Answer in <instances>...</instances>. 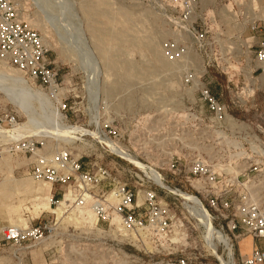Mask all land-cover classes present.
<instances>
[{"label": "rangeland", "instance_id": "374dc122", "mask_svg": "<svg viewBox=\"0 0 264 264\" xmlns=\"http://www.w3.org/2000/svg\"><path fill=\"white\" fill-rule=\"evenodd\" d=\"M11 1L23 23L41 36L59 79L56 87H41L0 62V117L15 118L14 125L8 122L2 129L23 127L28 132L21 140L0 137V264H9L2 233L12 226L27 230L39 225L53 234L45 245L64 252L51 253L45 259L27 256L25 264H49L57 258L61 264H129L119 255L115 258L112 247H123L127 255L140 259L171 254L184 255L193 264H220L204 228L191 212L193 204L182 194L198 197L211 224L231 238L222 229L223 223L213 219L201 194L199 174L191 178L192 183L187 177L197 167L227 177L238 171L233 169L235 159L240 160V167L245 165L249 152L243 146L240 151L234 149L223 128L213 122L200 90H211L235 118L252 126L261 123L264 94L259 72L253 80L248 74L256 69L254 52L261 34L252 33L247 22L264 25V0H192L194 12L188 24L207 32L201 52L197 41L185 32L188 24L178 23L183 0ZM166 42L184 48L177 61L166 57ZM203 61L212 65L205 77L199 73ZM185 62L194 65L198 84L185 82ZM15 75L25 85L19 80L15 83ZM62 102L68 106L65 112L59 110ZM61 124L71 127L69 134L55 133ZM35 133L38 136H32ZM61 152L70 153L84 170L50 189L33 174L35 160ZM120 152L136 161H126ZM99 168L108 170L111 179L100 180ZM230 168L233 170L225 171ZM155 178L169 190L153 185ZM123 184L137 195L133 205L143 204L145 193L156 190L169 218L165 233L150 228L151 209L147 208L141 216L149 230L138 236L144 242L135 245L122 235V223L114 219L119 216L122 197L115 195ZM85 194L89 201L81 205ZM66 195H72L74 201L59 218L52 209H58ZM47 196L51 210L38 207ZM95 204L102 212L94 210ZM84 206L87 210L81 213ZM147 242L154 249L142 245ZM242 242L245 250L246 241ZM231 244L235 264H239L240 245L234 240ZM72 245L84 246L85 253H68ZM213 245L225 256L226 250L214 239Z\"/></svg>", "mask_w": 264, "mask_h": 264}, {"label": "built area", "instance_id": "2783aa9c", "mask_svg": "<svg viewBox=\"0 0 264 264\" xmlns=\"http://www.w3.org/2000/svg\"><path fill=\"white\" fill-rule=\"evenodd\" d=\"M181 7L178 23L188 24L194 12L193 1L183 0ZM247 25L252 33L261 34V39L254 52L256 69L248 74L252 80L253 75L259 72V85L264 94V25L255 22H247ZM185 32L197 41L198 51L204 50L201 43L206 41L207 32L198 31L192 23L185 27ZM163 49L166 57L175 62L183 54L184 48L179 49L176 43L166 42ZM47 56L48 50L41 36L23 23L15 4L11 0H0V62L15 67L19 72L29 76L35 83H39L41 87H56L59 74L51 66ZM185 66L188 68L185 82L192 85L196 82L198 84L199 80L196 77L194 65L191 62H185ZM211 66V62L203 61L205 69L203 77L207 75V69ZM200 92L213 115V122L223 128L222 132L233 143V146L235 145L234 149L240 151L243 146L249 155L244 167H240V160L235 159L233 169L238 171H231L232 168L226 169V172L231 171L227 177L197 167L191 171L187 180L192 183L191 178L193 176L198 177L199 174L200 178L197 180L202 185L201 194L214 215L213 219L219 220L223 223L222 229L226 228L229 231L231 241L234 240L240 245L242 239L251 238V252L247 255L240 254L239 264H264V118L261 123L252 126L249 122L229 114L227 107L219 103L211 90L203 87ZM59 110L67 111V104L62 102ZM8 122L10 125H14L15 118L12 117L8 121V116L0 117V128L8 126ZM83 170L84 165L80 161L72 159L68 152H61L49 159L37 156L33 174L37 179L47 182L52 187L57 183L66 182L74 175H79ZM97 174L100 180L111 179V173L106 169L99 168ZM81 179L84 178L81 177ZM163 181L165 182V180ZM152 182L153 185L157 186L154 180ZM123 185L115 195L117 197L122 196L121 203L118 205V215L129 224L127 228L124 223L122 226L132 232L135 229L147 228L141 212L150 208L151 213L147 223L150 228H155L157 234L159 232L165 233V230L170 227L169 218L167 210L158 201L156 190L150 189L145 193L143 204L136 202L133 205V200L137 195L132 190L126 189V184ZM81 202V205L84 204L82 199ZM148 230L149 227L141 231L139 236L141 237V233ZM52 236L51 230L40 225L27 230L15 226L8 228L2 233L1 239L3 244L8 247V263L25 264L24 261L27 256L32 259L34 256L45 259L54 252L62 254L64 252L62 248L45 245ZM30 242L35 246H44L33 251L31 248L35 246L29 245ZM85 250L86 248L81 245H72L67 248L68 253L78 256L84 254ZM111 250L115 258L119 255L129 264H193L184 255L172 257L170 254L167 257L140 259L134 255H127L123 251V247H112ZM49 264H61V262L59 263L57 258Z\"/></svg>", "mask_w": 264, "mask_h": 264}, {"label": "bare ground", "instance_id": "6f19581e", "mask_svg": "<svg viewBox=\"0 0 264 264\" xmlns=\"http://www.w3.org/2000/svg\"><path fill=\"white\" fill-rule=\"evenodd\" d=\"M49 14V13H48ZM49 17V16H48ZM84 52V51H83ZM89 52H91V51H89ZM86 55V54H85ZM88 56V55H87ZM90 57V56H89ZM89 60H91V57H90V59ZM94 60V59H93ZM96 60V59H95ZM92 61V60H91ZM93 62V61H92ZM94 62H96V61H94ZM89 63H91V62H89ZM93 64V63H92ZM95 65V64H94ZM90 67H91V65H90ZM89 67V68H90ZM93 67V66H92ZM93 68H95V67H93ZM96 69V68H95ZM91 70H92V68H91ZM203 72H205V69H203L202 70V68H201V71L199 72L200 74H203ZM89 74H90V71H89ZM92 74H93V72H92ZM91 74V75H92ZM91 75H90V77H91ZM88 76V75H87ZM11 77V76H10ZM93 77V80H95V77L94 76H92ZM12 79H13V81H15V83H16V81L17 80H19L20 81V83L22 82V83H24V85H25V81L22 79V78H20L19 76H17V75H15L14 77H12ZM92 80V79H91ZM90 80V81H91ZM253 80V79H252ZM8 81V80H7ZM10 81V80H9ZM10 82H12V80L10 81ZM19 83V82H18ZM98 83V82H97ZM10 84V83H9ZM24 85H22V86H24ZM3 86V85H2ZM9 86V85H8ZM21 86V87H22ZM91 86V85H90ZM4 88V87H3ZM6 88V87H5ZM1 89V88H0ZM25 89H27V88H25ZM7 90V89H6ZM36 95H38V94H36ZM39 96V95H38ZM13 98V97H12ZM15 101V100H14ZM17 103V102H16ZM21 107V106H20ZM23 110H24V108H23ZM23 113H24V111H23ZM52 113V111L50 112V114ZM57 114V113H56ZM56 114L54 115L53 114V116L52 117H54V119L55 118H57L56 117ZM26 115V117H27V114H25ZM28 117H29V115H28ZM59 117V116H58ZM31 118V117H30ZM30 121V120H29ZM54 121H57L56 119L54 120ZM31 123L33 122V121H30ZM58 122V121H57ZM57 125H58V123H56ZM55 125V124H54ZM26 127V126H25ZM71 128V127H70ZM70 128L69 127H67V126H63L62 124L61 125H59V126H57V129L54 127L53 129L55 130L56 129V131H55V133L57 134V132L59 133V134H63V133H68L69 131H70ZM53 130V131H54ZM12 131V130H11ZM11 131H7V130H3L2 128H0V137H3V138H11V139H16V140H21V139H23V138H25V136H24V134H27L28 132H23L24 130H23V127L22 128H18V129H16V130H13L12 132ZM42 131H44V130H42ZM52 131V132H53ZM38 131H36V133H37ZM41 132V131H40ZM46 132V131H45ZM30 133H32V131L30 132ZM35 133V134H36ZM42 133V132H41ZM50 133V132H49ZM33 134V133H32ZM32 135V136H38L39 135V132H38V135L36 134V135ZM46 134H48V133H46ZM45 134V135H46ZM52 134V133H51ZM69 134V133H68ZM31 136V137H32ZM40 136V135H39ZM41 136H43L42 134H41ZM48 136V135H47ZM67 136V135H66ZM45 137V136H44ZM118 155V154H117ZM119 155L121 156V158H123V159H125L126 161H129V162H131V163H134L136 160L132 157V156H130V155H128V153H124V152H120L119 153ZM118 155V156H119ZM119 156V157H120ZM156 180H154L155 182H156V184H157V186L158 187H160L161 189H165V190H169L167 187H165V186H163V185H161L160 184V182L157 180V178H155ZM45 187H49L50 189H51V186H50V184H48L47 183V185L45 186ZM171 192H174L173 190H170ZM178 192H180V191H178ZM181 193V192H180ZM45 195V194H44ZM67 196V195H66ZM181 196V195H180ZM182 197L184 198V199H186L187 201H189L191 204H193V206H191V212H192V214H193V216L198 220V222H199V224L204 228V230H205V234H206V236L208 237V239H207V241L209 242H207L208 244H210V249H212V251H213V254H214V256L217 258V260L219 261V263L220 264H235V261H234V257H233V251H232V248H233V245L231 244V240H230V238L226 235V234H224L221 230H218V229H216L212 224H211V221H210V219H209V217H208V212H207V210L204 208V206H203V204L201 203V201H200V199L198 198V197H196V196H194V195H192V194H188V193H183L182 194ZM84 202H88L89 201V196L88 195H84L83 196V199H82ZM74 201V199H73V196L72 195H69V196H67V197H65L64 198V200L63 201H61V202H59L58 203V205H59V208L58 209H55V210H53L52 209V207H51V198L49 197V196H47V197H45L44 199H42V201H40L39 202V204H38V207H40V208H42V209H44V210H48V209H52V212L54 213V214H56L59 218L61 217V212H62V210L63 209H67V208H69L68 207V203H72ZM199 206V207H198ZM97 207V205L95 204L94 205V210L95 211H100V209H98V207ZM41 210V209H40ZM87 210V207H85L84 206V209L82 208L81 209V213H83L84 211H86ZM104 210V209H103ZM89 213V212H88ZM92 213V212H91ZM90 214V213H89ZM94 215V217H93V220H94V222H96L97 221V218H96V216H95V214H93ZM91 216V215H90ZM211 217V216H210ZM116 218L117 219H114V221L116 222V223H124L125 224V226H126V228H127V226H129V224L127 223V221H125V220H123L120 216H116ZM91 220V219H90ZM122 226V225H121ZM15 227H17V228H19V226H15ZM8 228H10V227H8ZM120 228V227H119ZM126 228H124L123 226H122V230H121V232H122V235L123 236H125V237H127V238H129V239H131V242H133L135 245H137V243L138 242H144V240H142L141 238H140V241L138 240V236H139V233L141 232V231H143V230H146L147 228L145 227V228H142V229H138V230H133L134 232H132L131 230H127ZM226 236V237H225ZM206 238V237H205ZM229 239V241H228V239ZM213 239L214 240H216L217 241V244H219V245H222L223 247H224V249L226 250V252H225V256H223V255H219L218 254V252L217 251H219V249L217 248V250H216V248H215V246L213 245ZM244 242H242L241 243V247H242V250H243V248H244ZM144 247L147 245V248L149 247V249H154V245H152L151 243H149V242H147V243H143L142 244ZM245 255H247V254H245Z\"/></svg>", "mask_w": 264, "mask_h": 264}, {"label": "crops", "instance_id": "0c3cea01", "mask_svg": "<svg viewBox=\"0 0 264 264\" xmlns=\"http://www.w3.org/2000/svg\"><path fill=\"white\" fill-rule=\"evenodd\" d=\"M242 241H246V244L247 245H245L246 246L245 247V250H242L241 249V243H242ZM251 249H252V241H251V238L246 237V238L242 239L241 242H240V252H241V255L249 254L251 252Z\"/></svg>", "mask_w": 264, "mask_h": 264}]
</instances>
